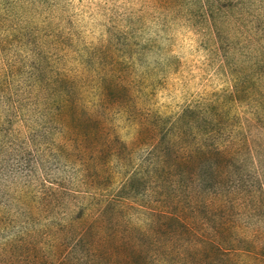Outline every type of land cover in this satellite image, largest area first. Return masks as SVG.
<instances>
[{
	"label": "rangeland",
	"instance_id": "1",
	"mask_svg": "<svg viewBox=\"0 0 264 264\" xmlns=\"http://www.w3.org/2000/svg\"><path fill=\"white\" fill-rule=\"evenodd\" d=\"M0 264H264V0H0Z\"/></svg>",
	"mask_w": 264,
	"mask_h": 264
},
{
	"label": "trees",
	"instance_id": "2",
	"mask_svg": "<svg viewBox=\"0 0 264 264\" xmlns=\"http://www.w3.org/2000/svg\"><path fill=\"white\" fill-rule=\"evenodd\" d=\"M207 257V256H206ZM201 261H204L203 259Z\"/></svg>",
	"mask_w": 264,
	"mask_h": 264
}]
</instances>
